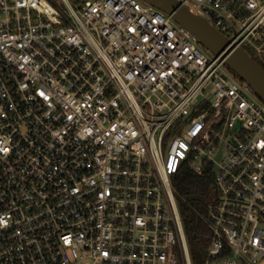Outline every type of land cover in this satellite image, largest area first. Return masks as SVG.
<instances>
[{
	"label": "built area",
	"instance_id": "2783aa9c",
	"mask_svg": "<svg viewBox=\"0 0 264 264\" xmlns=\"http://www.w3.org/2000/svg\"><path fill=\"white\" fill-rule=\"evenodd\" d=\"M181 1L264 61V0ZM209 52L145 0H0V264H195L186 163L202 264H264V102Z\"/></svg>",
	"mask_w": 264,
	"mask_h": 264
},
{
	"label": "water",
	"instance_id": "95a60500",
	"mask_svg": "<svg viewBox=\"0 0 264 264\" xmlns=\"http://www.w3.org/2000/svg\"><path fill=\"white\" fill-rule=\"evenodd\" d=\"M145 1L172 15L179 24L197 37L203 47L220 55L228 68L247 82L264 102V67L248 50L232 44L231 40L207 18L193 12L181 0Z\"/></svg>",
	"mask_w": 264,
	"mask_h": 264
},
{
	"label": "trees",
	"instance_id": "16d2710c",
	"mask_svg": "<svg viewBox=\"0 0 264 264\" xmlns=\"http://www.w3.org/2000/svg\"><path fill=\"white\" fill-rule=\"evenodd\" d=\"M248 51L253 55L252 51L249 49ZM256 59L264 67V61ZM234 75L237 76L235 73ZM172 185L190 252L194 256H204L208 245L209 230L202 219V214L207 212L211 203L210 195L214 192L213 176L208 172L203 175L197 174L186 163L172 177ZM194 262L197 264V261Z\"/></svg>",
	"mask_w": 264,
	"mask_h": 264
},
{
	"label": "rangeland",
	"instance_id": "374dc122",
	"mask_svg": "<svg viewBox=\"0 0 264 264\" xmlns=\"http://www.w3.org/2000/svg\"><path fill=\"white\" fill-rule=\"evenodd\" d=\"M55 1H60V0H55ZM83 1L84 0H70V2L72 3V5L74 6V7H78V6H80L82 3H83ZM141 1V0H140ZM250 51H252V53H253V55L256 57V58H258V56L255 54V52H253V49H251V48H248ZM210 54H212L211 52H209ZM228 67V66H227ZM231 71V73L232 74H234L233 72H232V70H230ZM215 198V193L214 192H212L211 193V195H210V199L211 200H213ZM191 255H192V253H191ZM194 258V261H197V263H200V264H202L205 260H206V256L204 255V256H197V255H192V259Z\"/></svg>",
	"mask_w": 264,
	"mask_h": 264
}]
</instances>
